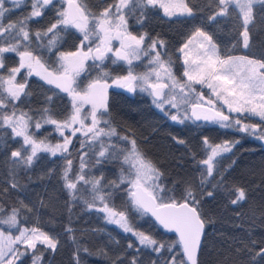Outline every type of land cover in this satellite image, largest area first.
Masks as SVG:
<instances>
[{
    "label": "trees",
    "instance_id": "obj_1",
    "mask_svg": "<svg viewBox=\"0 0 264 264\" xmlns=\"http://www.w3.org/2000/svg\"><path fill=\"white\" fill-rule=\"evenodd\" d=\"M79 2L98 16L119 0ZM185 2L193 8V15L167 16L158 4L146 8L130 4L124 10L129 32L136 36L147 34L145 48L152 40L164 41L163 48L158 46L161 57L165 62L171 61L169 66L179 80L185 81V64L180 49L194 37L197 29L212 36L222 57L248 56L264 60V3L253 5L250 44L244 48L241 35L243 20L234 5H229L225 15L213 20L210 17L221 7L218 0ZM4 8L8 11L2 23L6 26L18 21L26 22L27 30L33 34L28 49L41 58V63L48 70L58 67L61 52H75L81 48L83 33L74 27L61 26L51 49L48 40L52 34L39 40L34 35L57 21L58 14L65 10L63 1L55 0L42 8L39 17H30L32 0L19 5L5 0ZM14 43L11 36L0 37V46ZM19 51H24L23 45L19 46ZM3 59L0 76L7 78L10 69L19 67L20 57L17 53L6 52ZM147 68L145 60L131 65L121 61L113 63L111 56L100 63L93 60L76 77L75 87L77 91H83L96 79L110 83L129 71L141 73ZM17 81L26 83L27 94H22L16 101L6 100V108L0 111L11 114L15 109L17 115L27 113L32 118L28 132L34 139L50 145L63 143L55 126L43 124L42 117L51 115L58 121L64 120L72 111L70 96L56 85L23 70ZM0 94L7 96L2 87ZM48 97L52 98L50 102ZM106 103L107 115L101 118L100 124L105 125L103 121H109L105 126L114 128L116 135L103 136L98 141L76 137L68 153L52 155L41 151L30 167H16L11 160V153L21 149L23 137L14 136L12 128L7 125L0 127V208L3 209L0 219H6L16 208L19 210L17 225L20 228H38L58 241L55 251L38 244L33 252L25 253L15 264H34L35 260V264H77V257L79 264H131L133 258L136 264H168L173 257L177 264L186 262L177 237L167 234L150 215L138 210L131 202L128 194L129 165L123 162L126 151L121 150H130L129 141L133 139L144 156L162 172L158 183L172 189L171 194L177 199H182L190 186L200 201L205 234L197 264H264V256H255L260 248H264V141L253 136L250 130L221 128L213 123L194 120H183V123L172 120L155 106L150 94L138 90L128 92L126 88H110ZM44 108H48L49 113L45 114ZM244 119L264 129V120ZM37 121L42 123L40 129L34 126ZM125 136L128 141L120 139ZM205 137L208 144L204 143ZM180 140L184 143H179ZM226 141L233 146L215 158L209 175L207 165L202 161L210 155L211 145L225 144ZM101 144L115 155L106 153L104 158H99L97 154L102 150ZM29 153L30 148L24 154ZM81 156L87 163L84 170L86 179L102 177L103 191L111 193L108 206L126 214L132 232H125L109 221L107 213L101 210L104 205L93 199L95 193L91 184L81 181L77 190L69 193L63 173L67 161L71 160L69 176L75 179L80 174ZM97 159L100 163L96 162ZM122 175L125 177L123 180ZM12 179L18 184L15 189L10 186ZM113 183L117 187H112ZM236 187L245 189L246 197L233 204L231 201L236 198L233 189ZM208 192L213 195L207 196ZM89 204L94 206L89 208ZM4 227L0 224V228ZM68 228L72 231H67ZM135 232L148 234L166 247L157 253L152 247L141 245Z\"/></svg>",
    "mask_w": 264,
    "mask_h": 264
},
{
    "label": "snow or ice",
    "instance_id": "obj_2",
    "mask_svg": "<svg viewBox=\"0 0 264 264\" xmlns=\"http://www.w3.org/2000/svg\"><path fill=\"white\" fill-rule=\"evenodd\" d=\"M4 3L5 0H0V37L11 36L15 43L0 46V68L4 67L3 54L6 52L17 53L20 57V64L19 67L9 70L6 80L0 76V87H4V91L7 93V96L0 94V110L6 108V100L9 102L16 101L21 98L22 94H27L26 83L16 82V75L25 67L28 68L29 75L37 68L41 69L42 71L36 74L41 75L48 84H54L61 91L67 93L71 97L72 105V111L62 121L53 119L51 115L42 117L43 124L54 125L55 130L63 138V143L55 145L47 144L43 140L37 141L29 134L28 129L32 118L27 113L21 112L17 115L15 109L11 114L0 111V127L7 125L12 128L14 136L23 137L21 149L11 153V160L16 167L21 165L30 167L41 151L50 152L52 155H56L58 152L68 153L69 146L72 144L70 137H75L77 133H81L86 141H98L103 136L116 135L114 128L109 127L106 131L105 128L99 127L101 118L107 115V83L102 82L101 79H96L89 83L83 91H77L74 87L76 77L84 70V62L90 58L94 61L103 62L107 54L113 52V40H118L120 43V47L115 51L116 59L113 60V63H116V60L119 59L131 65L133 60H139L141 55H152V60L149 62L152 66L151 71L147 74L137 76L129 71L128 75L118 78L114 83L127 88L130 92L135 91L137 87H141L144 91H150V94L154 97L153 103L157 107L163 109L165 104H169L173 108L178 107L177 97L172 94L178 89L180 102L186 105L191 104V116H188L187 111H185L187 119L219 120L224 127L232 126L230 123H223L229 121V117L224 115L222 111L216 110L215 102L212 99L207 100V104L210 106L207 108L202 103L204 99L202 94L195 97V102L190 100V94L195 91L192 88V82H196L206 85L217 100L223 101L228 106L229 111L249 112L264 120V60L248 56L226 55L222 57L212 36L197 29L193 35L201 37L202 42L198 45L199 51L196 57L192 58L185 51L188 49L191 40L180 49L185 55L184 64L187 65L184 72L187 80L181 83L172 74L169 67L171 61H163L161 53L156 51L158 46L160 48L164 47V41L152 40L151 44L145 48L143 46L147 34L136 36L128 31L124 10L128 9L130 4H139L146 8L156 6L159 3L167 16L177 14L193 15V8L184 0L172 3H165L162 0H119V3L105 8L98 16L91 13L86 5L79 2V0H67L68 8L58 14L57 21L45 31L35 32V37L39 40L52 34V38L48 40V47L51 49L56 43L61 26L64 28L74 27L83 33L81 45L85 41H89L91 37H94L99 43L95 50L88 47L87 51L78 48L75 52H61L58 56V67L53 71H49L41 63V58L28 49L33 34H30L27 30L25 21L9 23L6 26L2 23L5 12L8 11L4 8ZM13 3L19 5L21 0H13ZM50 3H52V0H35L30 17L41 16V9ZM218 3L221 7L210 19L214 20L218 15H225L229 5H234L242 14L244 30L241 35L243 36L244 48H248L250 44L249 25L254 23L253 5L264 3V0H218ZM21 45H23L24 51H19ZM161 73L168 80V83L160 82L162 79ZM153 76L156 82L149 83ZM166 89L171 91L166 92ZM185 89H187V92H185ZM51 99V97L47 98L49 102ZM86 104L90 105L91 110L84 114L82 110ZM43 112L47 114L49 109L44 108ZM171 119L178 120L179 117L173 115ZM89 120L90 122H88ZM179 122L183 123V120L180 119ZM103 123L109 125L107 120H104ZM235 123L239 125L241 122L237 120ZM34 126L36 129H40L42 123L37 121ZM256 127V125H243L241 130L248 131L249 128L254 129ZM66 129L71 130L70 135H65ZM120 139L129 140L127 136L120 137ZM261 139H264V135L261 136ZM129 142L131 143V149L121 151H126V154L123 155V162L129 165L128 183L130 188L128 194L132 204L138 210L151 212L165 229L174 230L178 234V243L182 246L183 254L187 258L186 262H182V264H188V262L197 264V251L201 245V236L205 226L200 201L196 198L190 186L185 190L182 199L175 198L171 194L172 189L158 183L163 175L162 172L138 149L134 139ZM178 142L184 143L183 140ZM204 143L208 144L207 137L204 138ZM81 147H84V141L81 142ZM29 148L30 153L25 155L24 153L28 152ZM101 149L97 154L99 158H104L106 153L112 156L115 155L103 144H101ZM229 150L230 146L227 141L224 146L211 147V154L206 160L202 161L203 164L207 165L209 175L212 173L215 157L221 152ZM96 162L100 163V159H97ZM71 165L72 161L68 160L63 173L66 181L65 187L69 190V193L73 194L77 190V184L81 181L84 184H91L95 193L93 199L94 201L99 200L104 205L101 210L107 213L109 221L122 227L125 232H132L133 229L128 224L126 214L122 211H115L108 206L107 201L111 198V193L103 191L101 187L102 177L86 179L84 174L87 167L85 157L81 156L80 174L75 179L69 176ZM124 178L122 175L121 179ZM10 186L15 189L18 184L12 179ZM112 187H117V185L113 183ZM233 191L236 197L231 201L233 204L245 199V189L236 187ZM206 195L211 197L213 193L208 192ZM93 206L94 204L88 205L89 208ZM2 211L3 209L0 208V212ZM18 212V209L13 208L6 219H0V224L17 225ZM17 231L19 234L12 236L11 234H5L0 229V264H15L20 256L24 255L23 252H19L20 245L35 249L37 243H40L47 245L53 251L57 248L58 241L38 228L17 229ZM67 231L71 232L72 229L68 228ZM134 235L139 238L141 245L152 247L153 251L157 253H160L166 247L165 244L158 243L152 236L143 232H135ZM168 251H171V248H168ZM255 256H264V248H260ZM255 256L253 259H255ZM36 259L38 260L39 257ZM77 264H79L78 257ZM131 264H136L135 258H133ZM168 264H177L176 258L173 257Z\"/></svg>",
    "mask_w": 264,
    "mask_h": 264
},
{
    "label": "rangeland",
    "instance_id": "obj_3",
    "mask_svg": "<svg viewBox=\"0 0 264 264\" xmlns=\"http://www.w3.org/2000/svg\"><path fill=\"white\" fill-rule=\"evenodd\" d=\"M53 1H55V0H52V2H53ZM61 1H63L65 4H66V2H67V0H61ZM32 2L34 3L35 0H32ZM162 2H165V3H172V2H179V0H162ZM184 2H185V1H184ZM50 4H51V3H50ZM158 5H159V3H158ZM45 7H46V6H44L43 8H45ZM163 12H164V10H163ZM226 12H227V11H226ZM164 14H165V13H164ZM240 14H241V13H240ZM165 15H166V14H165ZM177 15H180V14H177ZM173 16H175V15H173ZM218 16H219V15H218ZM241 16H242V14H241ZM216 17H217V16H216ZM128 31H129V29H128ZM190 40H191V43L189 44L188 49H186L185 51L188 52L192 58H195L197 52L199 51V49H198V45H199L200 42H202V38L199 37V36H194V37H192L191 39H189V41H190ZM189 41H188V42H189ZM188 42H187V43H188ZM98 43H99V41H97L94 37H91L89 41H85V42H84V44L81 46V48H82L83 51H87V50H88V47H92L93 49H95ZM119 47H120V43H119V41H118V40H113V42H112L113 52H111V53L108 54V55H110V56L112 57L113 60L116 59V57H115V51H116V49H118ZM143 47H144V46H143ZM156 51H159V48H158V47H157ZM159 52H160V51H159ZM181 53H182V58H183V62H184L185 55H184L183 52H181ZM153 55H154V53H153ZM161 59H162V57H161ZM140 60H145L146 64L148 65V68L146 69V71L141 72V73H132L133 75L142 76V75L147 74L149 71H151V67H152V66H150L149 62L152 60V55H148V56L141 55V58H140L139 60H133L132 64H133L134 62H138V61H140ZM162 60H163V59H162ZM90 61H93V60H92L91 58L88 59V60H86V61L84 62V67H85V66L87 65V63L90 62ZM116 61H121V62H124V63L128 64V63H127L126 61H124V60H119V59H117ZM128 65H129V64H128ZM169 67H170V66H169ZM186 67H187V65H185V70H186ZM170 68H171V67H170ZM22 70H23V71H26L27 74L29 75V70H28L27 67L21 69V71H22ZM21 71H20V72H21ZM39 71H42V70L39 69V68H37L35 71H32V73H31L30 75H35V76L40 77L41 79H43L41 75H37V74H36V73L39 72ZM49 71H50V70H49ZM171 71H172V74L174 75V77H175L178 81H180L181 83H184V82L187 80V77H185V81L182 82L181 80H179V79L176 77V75L173 73V70H172V69H171ZM18 75H19V73L16 75V82H17V83H18V81H17V77H18ZM127 75H128V74H127ZM125 76H126V75H125ZM161 76H162V79H161L160 82H161V83H168V80H167L166 78L163 77V73H161ZM122 77H124V76H122ZM118 78H121V77H117L116 79H114V80H113L112 82H110V83H107V82H106L107 85H108V89H107V91H108L110 88L125 89L124 87H121V86H119L118 84H115V83H114V81L117 80ZM4 79L6 80L7 78H4ZM43 80H44V79H43ZM102 82H103V81H102ZM154 82H156V81H155V77L153 76V78L149 81V83H154ZM5 87H6V86H5ZM74 87H75V85H74ZM192 88L195 90L193 93L190 94V100H191L192 102H195V97H197V96H199L200 94H202V95H203V98H204L203 101H202V103L204 104V107L207 108V107H210V106L207 104V100L212 99V100L215 102V103H214V106H215L216 110H218V111H222V112L224 113V115H226V116L229 117V121H226V122H223V123H230L232 126H230V127H224V126H222V123H221L219 120H215V121H206V120H204V119H200V120L187 119V118L185 117V111H187V115H188V116H191V104L189 103V104L186 105V104L180 102V95H179L178 89H177L175 92H172V94H173V95H176V97H177V104H178V107L173 108V107H171V105H169V104H165L164 107H163V109H161L160 107H157V105H155V106H156L160 111L164 112L165 114L169 115L170 117H172L173 115L178 116L179 119H178V120H175V121H179L180 119H182V120H194V121H199V122H208V123H213V124H215V125H219V126H221V127H223V128H233V127L236 128V127H237V128H239V129L241 130L243 125H256L255 123L251 122L250 120H245V119H244L245 117H248V118H257V119H260V120H261V118H260L258 115H254V114L249 113V112H239V113H238V112H231V111H229L228 106L225 105V104L223 103V101H221V100H217L216 97L214 96V94L211 92L210 89L207 88L206 85H202V84H200V83L192 82ZM2 89L4 90V87H2ZM136 90L150 94V91H144V90L141 89V87H137ZM126 91H127V90H126ZM165 91H166V92H170L171 90H170V89H166ZM185 92H187V89H185ZM70 98H71V97H70ZM90 110H91L90 105H87V104H86V105H84V107H83L82 113L86 114V113L89 112ZM165 111H167V112H165ZM241 116H242L243 118H242ZM237 120H239V121L241 122L239 125L235 123ZM88 122H90V120H89ZM256 126H257V125H256ZM99 127H101V128H105L106 131L108 130V128H106L105 125H101V124H100ZM249 130L252 132L251 134H252L253 136H255V137H259V138H261V136L264 135V129H261V128H259L258 126H257L256 128H254V129H253V128H249ZM70 132H71L70 129H66V130H65V135H70ZM76 137H80L82 140H85L84 136H83L81 133H77L75 137H70V138L72 139V144H74L73 141H74V139H75ZM262 140L264 141V139H262ZM72 144L69 146V149L71 148ZM218 145L224 146V144H218ZM214 146H216V145H211V146H210V149H211V147H214ZM229 146H230V149H231L233 145H230V144H229ZM222 153H224V152H221L219 155H221ZM57 154H60V153L58 152ZM210 154H211V150H210ZM219 155H218V156H219ZM216 157H217V156H216ZM216 157H215V158H216ZM207 158H208V157H207ZM207 158H206V159H207ZM4 226H5L4 228H0V229H2V230L5 232V234H11L12 236H16V235L19 234V232L17 231V229H25V228H20L18 225H15V226H9V225L4 224ZM8 230H10V231H8ZM40 231H41V230H40ZM12 232H13V233H12ZM42 232H43V231H42ZM50 236H51V235H50ZM51 237L54 238L53 236H51ZM54 239H55V238H54ZM38 244H40V243H37V245H38ZM45 246H47V245H45ZM33 250H35V249L26 248V246H24V245H20V246H19V252H23L24 254H25V253H31V252H33ZM23 256H24V255L20 256V258L23 257ZM35 262H36V260H35Z\"/></svg>",
    "mask_w": 264,
    "mask_h": 264
},
{
    "label": "water",
    "instance_id": "obj_4",
    "mask_svg": "<svg viewBox=\"0 0 264 264\" xmlns=\"http://www.w3.org/2000/svg\"><path fill=\"white\" fill-rule=\"evenodd\" d=\"M13 1V0H12ZM25 0H21V2H23ZM68 8V4H66V9ZM95 50V49H94ZM96 62H100L98 60H96ZM149 215H151L153 217V219L157 222V224L167 233V234H173L177 237L178 239V234L174 231V230H169V229H165L157 220L156 218L151 214V212H147ZM204 234H205V226H204V230H203V234L201 236V245L197 251V261H198V255H199V252H200V249H201V246H202V243H203V238H204ZM182 247V246H181ZM185 259L187 260V258L185 257ZM190 264V262H188Z\"/></svg>",
    "mask_w": 264,
    "mask_h": 264
},
{
    "label": "bare ground",
    "instance_id": "obj_5",
    "mask_svg": "<svg viewBox=\"0 0 264 264\" xmlns=\"http://www.w3.org/2000/svg\"><path fill=\"white\" fill-rule=\"evenodd\" d=\"M26 1V0H25ZM25 1H23V2H21V3H24ZM10 2H12L13 3V1L12 0H10ZM94 50V49H93ZM108 55V54H107ZM106 59V58H105ZM101 62V61H100ZM100 62H97V63H100ZM126 90L128 91V89L126 88ZM129 92V91H128ZM153 97V96H152ZM153 99H154V97H153ZM147 213V212H146ZM148 214V213H147ZM149 215V214H148ZM151 216V215H150ZM152 217V216H151ZM153 218V217H152ZM202 247V246H201Z\"/></svg>",
    "mask_w": 264,
    "mask_h": 264
},
{
    "label": "flooded vegetation",
    "instance_id": "obj_6",
    "mask_svg": "<svg viewBox=\"0 0 264 264\" xmlns=\"http://www.w3.org/2000/svg\"><path fill=\"white\" fill-rule=\"evenodd\" d=\"M108 54H109V53H108ZM109 56H110V55H107V57H109ZM107 57H106V58H107ZM129 92H130V91H129Z\"/></svg>",
    "mask_w": 264,
    "mask_h": 264
}]
</instances>
